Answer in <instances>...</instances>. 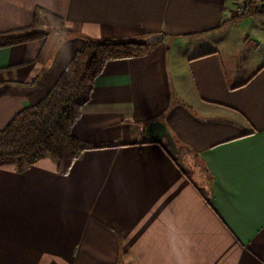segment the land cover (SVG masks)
<instances>
[{
	"label": "crops",
	"instance_id": "1",
	"mask_svg": "<svg viewBox=\"0 0 264 264\" xmlns=\"http://www.w3.org/2000/svg\"><path fill=\"white\" fill-rule=\"evenodd\" d=\"M236 4L0 0V33H45L0 48V131L45 98L84 37L163 35L106 63L72 129L111 147L66 176L45 156L0 162V264H264V53L248 51V78L231 83L218 48ZM204 39L208 51L176 52Z\"/></svg>",
	"mask_w": 264,
	"mask_h": 264
},
{
	"label": "trees",
	"instance_id": "2",
	"mask_svg": "<svg viewBox=\"0 0 264 264\" xmlns=\"http://www.w3.org/2000/svg\"><path fill=\"white\" fill-rule=\"evenodd\" d=\"M255 17L264 20V3L243 0L240 19ZM44 35L32 27L0 33V48ZM84 41L45 98L23 109L0 131V162L17 159L21 170L22 159L45 156L55 164L60 176H66L84 152L111 147L82 142L72 129L83 106L90 101L95 80L106 63L144 56L151 47L139 38L114 41L84 37Z\"/></svg>",
	"mask_w": 264,
	"mask_h": 264
},
{
	"label": "rangeland",
	"instance_id": "3",
	"mask_svg": "<svg viewBox=\"0 0 264 264\" xmlns=\"http://www.w3.org/2000/svg\"><path fill=\"white\" fill-rule=\"evenodd\" d=\"M242 3L243 0H239V4H236L234 9L235 14H233V17L227 19L230 24L226 23L225 29L227 30L228 28L229 31L224 33L222 36H219L221 39L220 44L224 47V51L222 47L218 48H221L220 52L222 60L224 61L226 73L231 83H241L248 78V64L250 61L248 51L252 50L254 52V57H257L256 55L258 54L256 51H258V49L256 48V44L264 43V20H260V18L257 19L256 17L255 19H240ZM258 3L262 4L264 2L258 0ZM210 49V41L204 39L202 42L191 43L184 48H178L176 52H178L181 56L182 54L184 56H187L188 54L194 56L202 50L208 51ZM176 52L174 53V56H177ZM259 55L264 57V54ZM251 61L255 68L256 62L253 60V57ZM234 75L238 78L241 75L243 79L235 80Z\"/></svg>",
	"mask_w": 264,
	"mask_h": 264
},
{
	"label": "water",
	"instance_id": "4",
	"mask_svg": "<svg viewBox=\"0 0 264 264\" xmlns=\"http://www.w3.org/2000/svg\"><path fill=\"white\" fill-rule=\"evenodd\" d=\"M163 41V35L158 33V34H153L150 35L146 38L143 39V44L148 46V47H154ZM258 51L261 53H264V44H259L257 47Z\"/></svg>",
	"mask_w": 264,
	"mask_h": 264
}]
</instances>
